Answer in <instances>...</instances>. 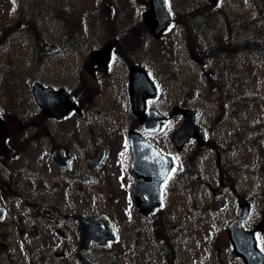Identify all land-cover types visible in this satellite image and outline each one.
Instances as JSON below:
<instances>
[{
  "label": "rangeland",
  "instance_id": "obj_1",
  "mask_svg": "<svg viewBox=\"0 0 264 264\" xmlns=\"http://www.w3.org/2000/svg\"><path fill=\"white\" fill-rule=\"evenodd\" d=\"M185 1L170 0V3L173 10L183 15ZM207 2L213 7L212 13L218 9L207 22L221 44L225 42L226 32L234 26L229 27L226 19L245 21L248 29L264 32V0ZM145 7L146 0H0V35L7 34L0 38V56L11 63L6 70L8 81L5 75L2 81L17 95V102L5 109L23 118L32 115L31 112L37 110L31 90L34 81L57 86L74 84L79 55L89 47L102 46L104 40L109 39L105 36L108 30L106 16L116 12L129 13L136 19ZM118 21L117 17L113 23ZM136 36L134 60H143L148 72L158 81L157 98L151 104L162 112H167L173 105L192 109L196 123L205 133L203 145L190 139L181 150H176L170 135L182 117L169 113L166 125L152 137L175 160L171 175L161 186L162 202L155 213L142 215L137 211L131 197V179L119 177L120 173L113 170L115 158H120L123 150L121 140H116L107 149L102 165L93 168L94 172L100 173L98 178L88 179V167L82 161L84 149L78 143L82 132L78 117L52 122L48 126L51 133L44 137L41 147L37 142H26L18 161L21 165L37 166L43 161L46 166L45 157L52 156V142H62L64 149L74 154L71 169L63 172L54 168L51 178L74 180L75 185L78 181L81 189L75 188L69 195L53 196L54 200L68 205L71 212L105 210L110 214L117 238L106 246L91 247L86 253L97 264H166L159 253L163 238L152 234V223L158 215L164 221H157L167 231H164L165 248L176 255L172 264H243L232 252L225 225L235 216L237 205L246 201L251 204V212L243 222L244 227L249 229L260 224L256 233L258 242L264 235V186L261 181L264 178V144L252 143L236 148L229 137L232 130L256 112V106L248 104L236 114L227 108L219 89V80L224 77L221 70L224 57H217L219 62L212 66L195 27L189 22L172 25L159 39L145 31ZM44 43L55 45L56 49L43 51ZM239 58L245 61L244 64L251 62L264 81L263 59L250 52ZM229 60L230 57L225 63ZM235 60L236 56H232L233 64ZM189 90H194L196 95L184 100V94ZM245 92L242 88L240 95ZM26 134L27 131L23 135ZM85 147L92 155L93 147L89 144ZM255 154H258L256 165L247 167V161L250 162ZM236 162L239 167L227 169L234 178L229 177L231 185H225L222 193L215 195L213 190L221 181L217 164L226 166ZM224 165H221L223 169ZM221 199L225 203L220 207ZM74 242L76 245L77 240ZM66 248L69 251L75 249L72 243L53 240L46 245H36L30 254L24 245L15 241L13 244L0 243V264H27L29 259L34 264H41L43 259L46 260L44 264H62L54 253ZM66 264H78V260L70 257Z\"/></svg>",
  "mask_w": 264,
  "mask_h": 264
},
{
  "label": "flooded vegetation",
  "instance_id": "obj_2",
  "mask_svg": "<svg viewBox=\"0 0 264 264\" xmlns=\"http://www.w3.org/2000/svg\"><path fill=\"white\" fill-rule=\"evenodd\" d=\"M129 15L111 14L113 22L117 17L119 21L106 23L108 30H106L105 36L109 39L104 40L102 46L89 47L79 55L80 64L75 74L74 85L70 86L71 96L79 109H73L67 116L59 119L44 116L37 109L30 116L26 126L29 129L27 134L29 142H37L41 147L40 143L44 137H48L51 133L48 126L52 122H59L71 116L80 118L82 132L78 143L84 149L82 161L88 167V179L90 180L97 179L100 175V173L94 172L93 168L102 165L106 159L107 149L116 140H121L124 147L120 158H115L116 166L113 170L122 173L123 177L134 179L135 174L129 166L131 159L129 132L139 133L143 138L144 136L152 138L158 134L157 132H144L132 110L129 94V69L134 65L144 69L145 62L134 60L135 50L132 48L130 38H132L135 28H133V22ZM140 23L142 24L140 31L144 32V24L142 21ZM112 25L115 27L109 28ZM102 48L103 52L94 58L91 57L92 49ZM107 54L108 59L106 60ZM69 74L68 72L66 77ZM153 79L157 81L156 78ZM142 96L141 103L144 112V95ZM0 117L1 245L7 242L13 244L15 241L24 245L31 254L35 251L36 245H46L53 240L63 244L72 243L75 247L74 250L69 251L66 248L56 251L54 254L62 264H66V259H70V257L77 259L81 254L78 249L80 232L76 229L75 220L72 219L68 205L54 200L51 178L52 169H54L52 156L45 157L46 166L43 161L41 166L30 163L21 165L18 159L24 144L18 141L17 129L12 120H7V115L3 111H0ZM9 117L11 118V116ZM151 142L163 151L153 140ZM87 144L93 147L92 155H89L91 152L86 150ZM62 145V142H52L51 151L56 147L63 150ZM101 148L104 150V159L98 165H92L90 160ZM43 158L41 157V159ZM61 182L62 187L65 186V190L70 194L75 188L81 189L78 184L77 186L64 185V181ZM77 194H80V191H77ZM75 239L77 240L76 245H74ZM1 252L2 250H0ZM45 262L46 260L43 259L41 264ZM27 264H34V262L29 259Z\"/></svg>",
  "mask_w": 264,
  "mask_h": 264
},
{
  "label": "water",
  "instance_id": "obj_3",
  "mask_svg": "<svg viewBox=\"0 0 264 264\" xmlns=\"http://www.w3.org/2000/svg\"><path fill=\"white\" fill-rule=\"evenodd\" d=\"M148 8L143 13V20L146 27L150 30L154 37H158L161 32L166 29L173 21L164 0H148ZM53 46L44 45V50L53 49ZM144 84V98L155 95L154 86L146 74L137 67H133L130 73V90L133 101V111L139 116L140 121L144 124V128L148 131L157 130L165 121V117L154 110H148V113L142 114L139 109V97L136 92V86ZM33 94L37 104L41 107L46 115L61 117L73 107L74 103L68 96L66 91L62 88L53 89L52 87H44L40 84L33 86ZM193 92H188L185 98H191ZM181 111L184 120L172 135L174 144L180 148L182 144L189 138L195 137L201 144L203 143V133L201 129L194 123V114L190 110H179L174 107L172 112ZM132 149L136 147L135 143H131ZM144 141V180L139 178L135 180L133 188V196L136 199V204L140 211L146 212L152 210L160 204L159 187L160 183L164 181L172 162L164 158L156 149ZM152 148V149H151ZM154 149V150H153ZM156 150V151H155ZM157 152L152 153V152ZM55 162L60 167H66V161L70 156L62 157L61 151L56 150L54 153ZM164 163V167H163ZM153 166V167H152ZM151 174V179L147 180L145 172ZM222 190V185L215 190L219 193ZM145 193L147 201L140 199V194ZM220 204H223L221 202ZM249 212V204L242 203L238 207L237 216L228 223L226 230L229 240L233 246V250L237 255H240L245 264H263V254L256 247V240L253 236L254 230H244L241 226V221ZM77 218V227L80 229L82 238L81 246L86 248V242L91 239L96 244H105L106 239H114L115 234L112 230V224L109 217L101 212L98 215L75 214ZM101 224L103 227H101ZM258 227H256L257 229ZM82 264H92L85 259H81Z\"/></svg>",
  "mask_w": 264,
  "mask_h": 264
},
{
  "label": "trees",
  "instance_id": "obj_4",
  "mask_svg": "<svg viewBox=\"0 0 264 264\" xmlns=\"http://www.w3.org/2000/svg\"><path fill=\"white\" fill-rule=\"evenodd\" d=\"M183 5V15L174 10L175 21L180 24L190 21L199 35L206 57L214 62L221 57H224L223 61H227L228 57L231 58L224 64L226 79L220 89L223 98L228 100L229 104L235 105V108L238 106L245 108L248 104L256 106V112H252V115L248 116V119H245L240 128L232 134V141L239 148L250 146L252 143L261 145L264 143V81L258 76L253 64L251 62L244 64L245 61L240 60L239 56L250 52L264 60V32L257 33L248 29L245 21L230 22L226 19L229 27L231 24L234 26L231 31L226 32L225 42L221 44L207 24L208 18L215 15L218 9L216 8L212 13L213 8L206 0H186ZM185 17L190 20L186 21ZM232 56H236L235 64H233ZM242 88L246 90L243 96L240 95ZM17 123L19 124V121ZM257 157L258 154L253 156L254 166L257 163ZM229 177L234 180L231 175H227L226 180H221L225 185L230 186ZM261 181L264 186L263 177ZM261 246L264 250V235L261 239Z\"/></svg>",
  "mask_w": 264,
  "mask_h": 264
}]
</instances>
